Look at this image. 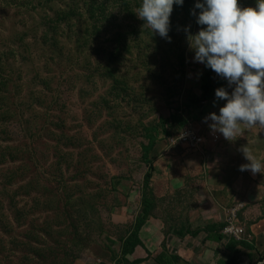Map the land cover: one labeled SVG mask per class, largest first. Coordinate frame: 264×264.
Here are the masks:
<instances>
[{
	"label": "rangeland",
	"instance_id": "rangeland-1",
	"mask_svg": "<svg viewBox=\"0 0 264 264\" xmlns=\"http://www.w3.org/2000/svg\"><path fill=\"white\" fill-rule=\"evenodd\" d=\"M139 2L0 0V264H198L170 254L174 236L230 224L249 242L250 219L264 213V169L240 171L239 149L264 158V128L241 125L229 141L204 122L225 101L194 98L205 66L184 29L202 27L196 0L174 4L170 42L142 26ZM214 75L213 92H231ZM149 133L158 135L151 165ZM146 204L145 248L123 259ZM223 237L210 246L202 233L190 245L231 264Z\"/></svg>",
	"mask_w": 264,
	"mask_h": 264
},
{
	"label": "clouds",
	"instance_id": "clouds-1",
	"mask_svg": "<svg viewBox=\"0 0 264 264\" xmlns=\"http://www.w3.org/2000/svg\"><path fill=\"white\" fill-rule=\"evenodd\" d=\"M183 3L184 0H140L135 15L152 35L170 42L173 6ZM191 14L202 26L194 34L189 27L184 29L193 61L210 68L232 89H215L214 104L220 100L225 103L218 114L205 116L204 122L211 121V132L229 141L242 132L241 125L264 128V0H254V6L248 7H241L238 0H196ZM239 150L248 161L240 165V171L262 172L264 158H257L247 146Z\"/></svg>",
	"mask_w": 264,
	"mask_h": 264
},
{
	"label": "crops",
	"instance_id": "crops-1",
	"mask_svg": "<svg viewBox=\"0 0 264 264\" xmlns=\"http://www.w3.org/2000/svg\"><path fill=\"white\" fill-rule=\"evenodd\" d=\"M252 214L254 215V213H249V216H252ZM249 216L247 220H249ZM256 216H258L256 220L250 219L251 223L249 224L247 228L248 229L247 232H248V236L250 237V240L249 242L245 241V243H247L251 247L250 250L237 247L238 255L234 254L231 257L230 253L228 254L230 259L232 260L231 264H244L242 263V260H241L244 253L247 254L245 258L247 259L246 264H251V261L255 258L256 255L261 256L258 260H259V264H263L264 262V259H263L264 258V213L259 214V211H258ZM216 222L211 221L210 224H221L222 222H224V220L220 223H216ZM186 231H187V227H186ZM179 233L180 232H178V234ZM185 233H186V236L182 239L178 238L177 235H175L174 236L175 238L172 239L171 246H170L171 249L170 248L168 249V251L170 252L172 256L182 258L186 262L195 261L198 264H225L224 262H226L227 260L226 261L221 260L220 257L216 256V253L213 252L211 247L208 246V245L211 246V244L216 245V246H221L222 243L219 244L217 243L216 240H211V242H208L207 247L204 246L205 248L203 247L201 250L195 251L194 249L191 248L190 242L193 241L194 238H196L197 236L193 237L192 234L190 233L188 234V231ZM202 233H205V232L201 231L200 234ZM232 240H235L237 242H244V241H239L233 238ZM260 259H263V261Z\"/></svg>",
	"mask_w": 264,
	"mask_h": 264
},
{
	"label": "trees",
	"instance_id": "trees-1",
	"mask_svg": "<svg viewBox=\"0 0 264 264\" xmlns=\"http://www.w3.org/2000/svg\"><path fill=\"white\" fill-rule=\"evenodd\" d=\"M215 83V75L214 72L210 68L205 67V73L202 76L201 79V96L199 97H194L199 100L203 101H210L212 100L215 95L213 92V84ZM150 130H148L149 132ZM147 138L149 140L147 146H143V162L146 163L147 165H151V161L149 160L150 153L153 152L155 149V145L158 139V135L149 133L147 135ZM153 168L150 167V171L146 174L145 176V186L146 188L149 187V184L153 178ZM151 206L146 204L143 214L141 217H139L133 227V230L129 233V237L127 241L125 242L123 249H122V257L123 259H126L128 256L134 255L138 247L145 248L141 238H140V233L141 231L146 227L147 221H148V215L150 213ZM219 230H214L216 229L215 227L212 228H207L205 230H198L197 232L195 231L194 233H190L188 231V234H192L193 237H196L200 234L201 231L205 232L208 236V238L216 240L218 242H222L224 240V237L222 235V231L224 227L220 226ZM186 236L185 232L179 233L177 235L178 238H184ZM237 247L245 248L250 250V246L245 243V242H237L235 240H231V242L228 244V250L230 251V254L232 255H238ZM118 257V255L116 256ZM175 259L177 257H174ZM264 259V258H263ZM263 259H260L263 261ZM177 261V260H175Z\"/></svg>",
	"mask_w": 264,
	"mask_h": 264
},
{
	"label": "built area",
	"instance_id": "built-area-1",
	"mask_svg": "<svg viewBox=\"0 0 264 264\" xmlns=\"http://www.w3.org/2000/svg\"><path fill=\"white\" fill-rule=\"evenodd\" d=\"M181 139L185 142H187L188 145L192 146L193 148L199 147L202 143L201 138H197L196 136H193L191 134H187V136H181ZM189 141V142H188ZM244 234V231L242 229L236 228L234 225L230 224L228 225L225 230L223 231V235L227 236L229 238H233L236 240L241 241L242 235Z\"/></svg>",
	"mask_w": 264,
	"mask_h": 264
}]
</instances>
